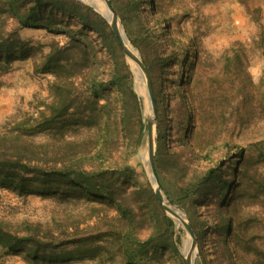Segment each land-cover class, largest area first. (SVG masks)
Masks as SVG:
<instances>
[{
    "label": "rangeland",
    "instance_id": "374dc122",
    "mask_svg": "<svg viewBox=\"0 0 264 264\" xmlns=\"http://www.w3.org/2000/svg\"><path fill=\"white\" fill-rule=\"evenodd\" d=\"M75 1L91 10L101 28L84 9L70 6L69 12H54L52 32L19 30L33 51L0 75V130L7 120L50 114L55 77L35 68L52 43L77 42L88 53V62L72 78L76 89L71 94L83 104L94 84L104 87L106 98L98 101L89 127L49 129L27 141L42 145L36 149L44 159L41 166L73 167L114 181L118 203L132 210L131 226L105 200L79 195L61 199L42 187L25 194L0 188V222L10 224L19 236L26 233L22 224L28 223L63 240L71 234L98 240L96 258L70 264H126L117 247L119 236L129 230L144 241L161 228L160 212L164 214L145 164L150 104L136 88L141 83L145 89L142 78L111 40L108 16ZM109 1L115 14L125 17L124 23L119 20L128 45L140 54L138 45L148 64L167 63L157 68L158 84L173 78L184 51L186 66L195 56L182 88L169 82L159 87L154 150L155 168L158 128L165 129L158 167L164 191L158 182L168 206L198 231L194 264H262L252 247L264 253V0ZM234 53L245 57L247 76L238 75L234 61L227 59ZM105 125L108 134L100 130ZM211 170L218 179L206 183ZM224 181L229 186L218 195ZM172 223V243L183 260L187 235L178 222ZM223 223L231 225L225 236ZM158 254L140 264H181L178 258L168 261L169 253L163 258ZM0 264L30 263L22 255H0Z\"/></svg>",
    "mask_w": 264,
    "mask_h": 264
},
{
    "label": "trees",
    "instance_id": "16d2710c",
    "mask_svg": "<svg viewBox=\"0 0 264 264\" xmlns=\"http://www.w3.org/2000/svg\"><path fill=\"white\" fill-rule=\"evenodd\" d=\"M70 6L84 9L85 16L92 20V24L100 27L102 22L91 12V10L75 0H0V75L7 73L15 61L26 60L30 57L33 48L20 39L19 30L22 28L45 29L52 32V27L56 26L57 16L54 12H69ZM119 18L124 23L125 17L119 14ZM8 20H11V27L5 30ZM86 21V20H85ZM93 28V27H92ZM101 28V27H100ZM111 40L120 48L116 38L111 34ZM140 56L149 74L154 99L157 106L158 115V95L159 87L164 88L166 83L175 84L177 88H182L189 79L194 65L195 56L189 59L186 66L185 51L182 59L178 63V68L174 71L171 80L165 79L163 83H157V68L166 66V62L161 65L148 64L144 59V53L140 47ZM231 59L240 70L238 75L247 76L246 59L238 53H234ZM88 62V53L77 42L71 41L64 46L52 43L49 52L42 58L40 65L35 68L36 73L51 74L55 77L52 87L55 88V101L50 108V114L39 113L37 118L23 117L19 120H7L0 130V188L11 190L17 194H25L36 187H42L50 192L60 194L61 199L66 196H83L87 199H102L117 209L124 220L131 226L132 210L127 205H120L115 197L114 181L94 173L75 169L73 167H51L46 168L38 163L44 162L39 157V149L42 145L36 146L27 141V138L42 133L49 129L58 131L68 130L75 127H89L92 120V112L96 108L100 99H105L104 87L89 85L88 96L84 97L83 104L79 102V97L71 91H75L72 78L79 75L81 64ZM165 68V67H164ZM63 81V84H62ZM62 84V86H60ZM57 88V89H56ZM135 107V104H134ZM100 126V123L98 124ZM108 134V128L100 127ZM185 129H183V132ZM141 132V130H140ZM139 132V134H140ZM165 129L158 128L157 150L155 155L156 175L164 191L159 167V158L165 149ZM66 144H71L67 143ZM37 149V150H36ZM124 171H129L126 167ZM216 173L210 171L204 182L209 183L217 180ZM227 182L221 183L218 195H223L228 188ZM204 188H199V191ZM184 197V196H183ZM185 197V199H187ZM157 212V203L155 204ZM159 209V208H158ZM161 228L144 241L136 239L129 230L121 234L118 239V250L121 252L123 261L126 264H140L145 258H163L165 253L168 261L178 258L181 264L184 261L172 243V220L160 212ZM191 228L197 240L198 231L192 221ZM24 235H17L12 232L11 225L0 222V255L18 256L22 255L30 264H70L74 261L93 260L98 254V240L92 237H81L77 234L63 240L58 235L48 229H43L40 225L28 223L22 224ZM231 225L223 223L221 225L222 236H225ZM254 257L262 260L264 264V253L259 252L257 247H252Z\"/></svg>",
    "mask_w": 264,
    "mask_h": 264
},
{
    "label": "water",
    "instance_id": "95a60500",
    "mask_svg": "<svg viewBox=\"0 0 264 264\" xmlns=\"http://www.w3.org/2000/svg\"><path fill=\"white\" fill-rule=\"evenodd\" d=\"M80 2L87 4L83 0H79ZM105 6V8L111 13V18L108 20L109 22V27L116 38L122 54L126 60L127 66L130 67L128 59L132 58V60H135L136 62L139 63V69L140 72L143 76L144 84H145V90L147 93L148 101L150 104V110H151V115L147 119V155H148V162H149V171L151 173V182L153 183L155 194L157 196L158 203L160 205L161 210L165 214L166 217H168L170 220L174 221V217L177 216V211L178 210H173L171 209L167 202L164 199V196L162 194L161 187L159 185L158 179L155 174V168H154V150H155V114H156V108H155V99H154V94L152 90V84L151 80L149 77V74L143 65L142 59L140 54L138 53L137 50H135V53H132L124 44L123 38H122V33L123 31L121 22L119 20V17L115 14L113 11L110 1L109 0H101ZM122 29V30H121ZM181 226L187 235V241L189 240V245L187 248V251L184 252V249L182 251L183 255V261L184 264H194V258H195V250H196V238L193 233V230L191 228L190 223L187 221L185 218L184 221H181ZM186 245V244H185ZM186 246H184L185 248Z\"/></svg>",
    "mask_w": 264,
    "mask_h": 264
},
{
    "label": "bare ground",
    "instance_id": "6f19581e",
    "mask_svg": "<svg viewBox=\"0 0 264 264\" xmlns=\"http://www.w3.org/2000/svg\"><path fill=\"white\" fill-rule=\"evenodd\" d=\"M84 2H86L87 4H92V5H94V6H96V9L102 14V15H104V16H108L107 18H108V20L111 18V13L105 8V6H104V4H103V2L101 1V0H83ZM108 15H107V14ZM122 30V29H121ZM121 33H122V38H123V42H124V44H125V46L132 52V53H135V50L133 49V48H131L129 45H128V43H127V41H126V38H125V35H124V32L123 31H121ZM136 54V53H135ZM128 61H129V64H130V68H131V70H133L137 75H139L141 78H142V80H143V76H142V74H141V72H140V69H139V64H138V62H136L135 60H132V58H130V59H128ZM143 82H144V80H143ZM142 82V83H143ZM145 85V84H144ZM137 89H138V91H139V93L144 97V98H146L147 97V95H146V91H145V89H144V87H143V84H141V83H138V87H136ZM149 160H147L146 158H145V164H146V166H148L149 167V162H148ZM150 172V171H149ZM150 175H151V173H150ZM185 220V218L183 217V215L182 214H180L179 216H176V217H174V221L175 222H178L179 224H181V221H184ZM188 245H189V240H188V243H187V245H186V248H185V250H184V252H186L187 251V248H188Z\"/></svg>",
    "mask_w": 264,
    "mask_h": 264
}]
</instances>
